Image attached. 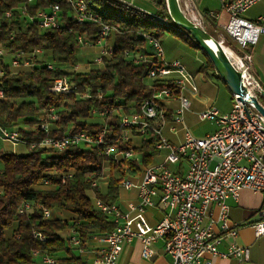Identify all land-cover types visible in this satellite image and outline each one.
I'll return each instance as SVG.
<instances>
[{
	"label": "built area",
	"instance_id": "2783aa9c",
	"mask_svg": "<svg viewBox=\"0 0 264 264\" xmlns=\"http://www.w3.org/2000/svg\"><path fill=\"white\" fill-rule=\"evenodd\" d=\"M34 0H28L32 3ZM69 3L79 23H100L101 17L90 6L92 1L65 0ZM132 5L133 0H121ZM196 0H179L180 7L187 15L192 14L191 21L198 20L204 28L206 17L202 15L196 6ZM223 13L227 15V21L223 25L225 34L238 45L237 53L227 45L238 57L236 69L242 71L243 82L250 93L259 98L261 86L250 73L252 61V49L257 44L260 34L264 33V12L255 20L244 17L248 11L260 0H220ZM22 13L30 19L36 20L40 29L56 28L62 25L60 21V8L57 4L51 5L46 10H39L35 15H30L27 5L22 8ZM7 16L11 13L7 12ZM213 12L208 17L214 18ZM99 38L96 44L84 41L79 37L81 45H92L99 48L92 63H87V68L102 67L103 59L113 54V46L108 44L107 37L113 27L102 24ZM147 39V44L153 49L149 55L145 47L126 51V60L134 64L150 63L146 73L147 84L161 80L166 87L154 91L152 97L143 100L138 108L130 113L122 112L119 123V134L115 138L116 143L127 142L135 138L155 137V145L158 150H167L164 159L160 162H151L142 166L140 171L131 174L119 175V187L130 191L137 189L138 201H129L127 209L120 207L119 201L108 204L92 192V201L97 209L106 214L115 223L113 231L105 234H94L90 239L97 243V255L94 264H117L123 245L139 238L142 242L141 255L150 258L154 254L152 243L161 237L165 239V251L171 257V264H212L213 256L224 258L233 257L240 262L250 259L248 246L231 244L226 251H220L218 244L220 236L215 230L226 231L232 236H237V228L230 225L229 205L227 200H237L243 189L255 192H264V117L255 105L250 101L241 102L238 94L233 93L235 106L226 113H222L216 107H210L198 113L201 121L211 120L217 125L215 131L204 137H197L190 131L184 130L183 140L178 143L171 142L164 135V128L170 122L183 124V115L191 107L190 95H196L199 88L194 75L180 62H167L163 58L161 42L154 37L142 34ZM221 41L225 44V38ZM5 52L0 45V55ZM43 51L38 49L33 54L23 51L11 56L13 67H33L37 56ZM92 65V66H91ZM52 68L51 63H47ZM4 71L0 69V76ZM50 91L61 94H78L77 87L71 77L60 76L52 82ZM257 89L258 92H254ZM81 97H88L87 93H81ZM0 99H5L4 88L0 82ZM176 100L178 107L172 112L169 102ZM117 109L110 107L94 109L93 114L101 117ZM40 128L48 133L51 122L59 119L54 107L47 109L41 116ZM172 131H177L176 126H171ZM107 125L97 135L85 131L66 134L55 138L49 135L39 141H33L31 146L42 145L51 147L56 151L64 150L70 145H81L98 148L99 152L106 154L113 163H121L128 160H140L135 150L123 149L114 144H106L104 136L107 134ZM0 140L10 141L13 144L28 142L24 140L16 130L8 129L0 125ZM135 146H139L135 144ZM186 162L184 170L181 162ZM127 166V165H125ZM175 166V168H172ZM128 168V167H126ZM105 166L96 173L92 181V187L107 185V172ZM63 175L62 182H66L67 176ZM43 184L49 185L48 178L43 179ZM0 192L2 188L0 187ZM211 203H217L220 207L216 219H211L209 224L204 220L208 214ZM46 217L51 215V210L42 207ZM33 207L31 202L24 201L17 208V213L26 212ZM147 208L168 209L163 219L156 225H151L146 216ZM264 213V212H263ZM264 215V214H263ZM256 236H264V217L252 224ZM34 236L40 240H46L41 232H34ZM69 242L80 254L86 251L88 240L81 242V237L76 229L68 231ZM39 264H57V259L50 253L37 250L35 252Z\"/></svg>",
	"mask_w": 264,
	"mask_h": 264
},
{
	"label": "trees",
	"instance_id": "16d2710c",
	"mask_svg": "<svg viewBox=\"0 0 264 264\" xmlns=\"http://www.w3.org/2000/svg\"><path fill=\"white\" fill-rule=\"evenodd\" d=\"M87 1H92L90 8L101 17L100 23H79L72 6L65 0H34L31 4L28 0H0V45L5 50L0 55V69L4 71L0 82L5 92V99H0V125L18 131L29 148L26 155L0 151L3 165L0 169V264H39L37 250L55 256L57 264H86L69 242L68 231L76 229L81 242H85L94 234L113 231L116 226L95 207L90 192L94 191L108 204L116 203L121 193L119 175L140 171L160 152L155 137L142 138L139 146H135L134 140L115 142L121 113L136 110L154 91L167 86L161 80L147 84L150 63L128 62L126 51L143 46L151 55L153 50L142 34L162 42L166 32L200 49L191 35L173 22L166 0H151L157 6L153 12L121 0ZM57 3L62 25L56 28L42 30L36 20L22 13L24 5L30 15H35ZM7 12L11 15L7 16ZM102 24L113 27L107 37L113 54L104 57L100 68L86 66L79 70L77 55L82 47L79 37L96 44ZM38 49L45 57L37 58L33 67L12 66L11 56L21 51L33 54ZM200 51L205 56L202 67L214 69L209 57ZM47 56L54 62L52 68L47 67ZM226 59L231 60L229 56ZM60 76L71 77L78 94L60 95L50 91L52 82ZM81 93L89 96L83 98ZM259 100L264 105V96L259 95ZM50 107L56 109L59 119L51 122L46 133L40 128V118ZM110 107L117 110L104 117L93 114L94 109ZM105 124L108 130L105 143L133 148L140 160L113 163L98 148L81 145H70L61 151L31 146L33 141L47 135L59 138L80 131L97 135ZM105 166L109 168L106 189L93 188L96 173ZM65 173L72 175L63 183ZM44 178L50 180V187H41ZM24 201L31 202L33 207L17 213ZM38 204L50 209L51 215L46 217ZM35 231L44 234L46 240L35 237Z\"/></svg>",
	"mask_w": 264,
	"mask_h": 264
},
{
	"label": "crops",
	"instance_id": "0c3cea01",
	"mask_svg": "<svg viewBox=\"0 0 264 264\" xmlns=\"http://www.w3.org/2000/svg\"><path fill=\"white\" fill-rule=\"evenodd\" d=\"M135 1L136 0L132 1V5H134ZM195 2L198 11L206 17L205 24H203L205 26L204 29H206V31H211L216 38L219 37L220 39V37L224 36L225 38H228L226 42L230 41L229 37L226 34H223V25L227 21V15L223 13L221 1L196 0ZM210 12H213L216 16L214 18L208 17V13ZM263 12L264 0H260L244 13V17L249 20H255ZM186 16L190 19L192 14H186ZM193 22L200 27L198 20H194ZM260 35L261 36L259 37L257 44L252 49L250 73L261 86L260 88L264 89V33ZM161 45L163 48V58L167 62L180 61L194 75L195 81L199 88V92L196 95H190L191 107L189 110L185 111L182 117L184 118L183 124H177L173 123V121H170L163 130L164 135L171 142L178 143L183 140L184 130L190 131L187 122L191 116L194 115L199 121H201L198 118V113L200 111L210 107H216L221 112V114L226 113L235 106V102L233 100L232 91L228 85L218 76L216 70L206 68L204 69V67H202L205 59L202 62L197 63V65L191 67L180 58H166V53L162 42ZM42 57H45L43 52L42 56H39L38 58ZM224 57L226 58V56ZM23 68L28 67L23 66ZM222 88L223 92L221 95H219ZM254 92H258L257 89H254ZM218 99L219 104H217ZM169 105L172 109V112L174 113L179 104L176 100H171ZM213 124L214 129H211L210 132H206L201 137H204L208 133H211L217 129L216 123L213 122ZM171 126H176L177 131H172L170 129ZM139 141L141 140L137 139V142ZM134 144L140 145V143L135 142ZM166 153L167 150H161L159 154L154 157L152 162L156 163L162 161ZM180 165L184 170V167H186V162L183 160ZM172 168H175V166H172ZM107 185H101L99 188L101 190H105ZM122 190L124 189L121 188V191ZM127 192L128 195L125 198H122V194L120 193V198L118 199L120 207L123 210L127 209V204L129 201H138L137 189H132ZM90 197L92 200V192H90ZM227 203L229 205L230 225L237 228L238 234L237 236H232L228 232L220 230L219 226L216 225L215 230L220 236L218 249L220 251H226L227 248L233 243L248 246L250 248V259L248 261L240 262L238 259L233 257L224 258L221 256H213L212 264H264V236H256L255 230L252 226L254 222L264 217V192H255L250 189H243L237 200L229 198ZM167 211L168 209L158 210L157 208H147L144 214L145 216L147 215L146 218L151 225H156L163 219ZM219 211V205L217 203H211L209 205L208 214L204 220V223L209 224L211 219H216L219 215ZM97 247V243L92 239H89L86 251L84 253L80 254L78 250L76 251L85 259L86 264H94V259L97 255ZM152 249L154 250V254L150 258L142 257L140 253L142 250V242L139 238H135L131 242L125 243L123 245V249L117 264H171V257L167 255L166 252H164L165 239L163 237L156 239L152 243Z\"/></svg>",
	"mask_w": 264,
	"mask_h": 264
},
{
	"label": "rangeland",
	"instance_id": "374dc122",
	"mask_svg": "<svg viewBox=\"0 0 264 264\" xmlns=\"http://www.w3.org/2000/svg\"><path fill=\"white\" fill-rule=\"evenodd\" d=\"M134 6H136L137 8H140L142 10L148 11V12H153V11H156V9H157L156 4L151 0H136L134 2ZM209 33L211 35L213 34L211 31H209ZM223 34H225L224 30H223ZM213 36H214V34H213ZM221 38L222 37H220V39ZM226 43L232 49H234L237 53L239 52L238 45L235 42L230 40ZM162 44H163V47H164V50L166 53L165 54L166 58H171V59L180 58L181 60H183L185 63H187L191 67H193L194 65H197V63H199V62H202L205 58V56L200 51V49H197L194 45H191V44L185 42L183 39L176 37L175 35H173L170 32H166L164 39H162ZM97 49L99 50V48L96 46L82 45L81 52H78V55H77V58L79 60V65L77 66V68L79 70H83L86 67L88 62L92 63L93 59L96 57V55H98ZM45 61L47 63H52V59L49 56L46 57ZM147 82H149V79H147ZM222 92H223V88L221 89V92L219 95H221ZM217 104H219V99L217 101ZM189 121L187 122V124L189 126L190 131L198 137H201L206 132H208V131L210 132L211 129H214L213 121H211L209 119L205 120V121H199L193 115V116H191ZM137 139L138 138H135L134 142L140 143V141L137 142ZM0 151L10 152V153H14L17 155H26L29 152V148L23 142H18L17 144H13L10 141H1L0 140ZM2 166H3L2 162L0 161V169L2 168ZM108 177L109 176L107 174V180H108ZM41 187L46 188V187H50V185L42 184ZM121 194H122V198H125L128 195V192L126 190H122ZM146 217H147V215H146ZM8 232L9 231H7V233ZM36 259H37V263H38L39 259L38 258H36Z\"/></svg>",
	"mask_w": 264,
	"mask_h": 264
},
{
	"label": "water",
	"instance_id": "95a60500",
	"mask_svg": "<svg viewBox=\"0 0 264 264\" xmlns=\"http://www.w3.org/2000/svg\"><path fill=\"white\" fill-rule=\"evenodd\" d=\"M166 4L167 12L173 22L191 35L198 47L209 57L218 76L228 85L232 93L238 94L241 102L250 99L249 102L253 103L256 110L264 117V105L244 84L242 71L227 63L223 56L210 45L203 28L188 18L184 19L179 0H166ZM261 95L264 96V89L261 90Z\"/></svg>",
	"mask_w": 264,
	"mask_h": 264
},
{
	"label": "bare ground",
	"instance_id": "6f19581e",
	"mask_svg": "<svg viewBox=\"0 0 264 264\" xmlns=\"http://www.w3.org/2000/svg\"><path fill=\"white\" fill-rule=\"evenodd\" d=\"M183 17H184V19H187L188 18L186 16V14H185L184 11H183ZM204 30L206 31V29H204ZM206 37H207L210 45L223 56V58L226 60L227 63H229L233 67H236L237 63L240 64V62L238 60V57L235 55V53L233 52V50H231L221 40H219L218 38H216L213 35H211L208 31H206ZM224 56H229L231 58V60L226 59ZM240 66L243 67L242 64H240Z\"/></svg>",
	"mask_w": 264,
	"mask_h": 264
}]
</instances>
